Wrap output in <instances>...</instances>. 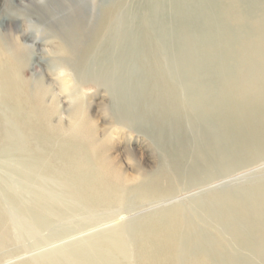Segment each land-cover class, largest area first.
<instances>
[{
	"label": "bare ground",
	"instance_id": "6f19581e",
	"mask_svg": "<svg viewBox=\"0 0 264 264\" xmlns=\"http://www.w3.org/2000/svg\"><path fill=\"white\" fill-rule=\"evenodd\" d=\"M140 1L132 16L125 0L105 7L68 62L100 84L104 66L140 68L135 90L114 95L124 123L154 126L163 161L130 188L76 115L52 126L44 87L20 80L0 39V264H264V171L208 188L264 160V0ZM96 49L109 77L91 69ZM196 187L206 191L99 230Z\"/></svg>",
	"mask_w": 264,
	"mask_h": 264
},
{
	"label": "rangeland",
	"instance_id": "374dc122",
	"mask_svg": "<svg viewBox=\"0 0 264 264\" xmlns=\"http://www.w3.org/2000/svg\"><path fill=\"white\" fill-rule=\"evenodd\" d=\"M113 1L0 0V39L2 40L0 41L6 50L3 57L7 58L10 64L13 63L12 65L18 67L20 80L26 84L29 83L30 86L39 84L42 88L44 87V105L54 109L52 111L54 114L50 119L52 126L65 127L68 130L73 116L76 115L80 125L93 129L96 144L103 150L100 152L102 150L99 149L100 156L110 158L108 161L110 164L112 162L111 165H114L113 167L118 171L119 176L123 177L124 180L127 179L125 186L130 188V186L135 185L134 183L137 184L152 177L158 168L157 164L163 161L161 158L162 150L154 137V126L151 124L146 126L145 121V124L143 122H136L132 125L124 123L125 121L120 119V107L116 95H114L116 94L114 89L122 87V85L123 87L127 86L125 89L128 93L135 90V86L140 82L136 76L140 68L136 63L123 66L112 65V68L108 66L107 69L104 66L107 73L112 72V77L110 76L108 83L100 84L95 82V78L90 79L92 76H89L88 72L81 81H78L71 65L68 64L72 61L73 55L76 54V51L72 49V41H82L83 36L86 35L85 32L90 31L97 24L103 9ZM140 3V0H125L124 8H126L129 16L136 14ZM124 11H121L119 16H123ZM132 31L134 34H138L136 27ZM6 45L9 50H7ZM96 50L94 54L101 52L100 49ZM106 51L104 52H109L107 49ZM94 54L95 59H90L92 62L91 69L94 71L97 68L98 71L99 68L98 72L102 76L109 77L101 68L100 62H97L99 54ZM96 63L98 64L96 65ZM19 67L21 68L19 69ZM132 68L137 71L132 72ZM121 71L123 74L120 73ZM127 95L123 96L129 100L130 94ZM142 110L145 111L146 109ZM134 111L137 114L138 111L140 114L144 112L141 111V108ZM146 115L148 116V114ZM148 118L150 119L149 116ZM186 130L189 138H192L189 126H186ZM204 131L199 125L197 134L199 140L195 138L196 143L200 144L202 148L204 147L202 140H206L203 139ZM71 133L73 131H68L69 135ZM103 140L105 141L102 143ZM249 161L241 169L235 170L223 179L213 181L208 188L216 189L224 185L241 184L255 173L257 175L261 173L259 171H264V160L256 164L251 162L253 160ZM205 191L206 189L196 187L181 191L170 202H156L145 206H138L139 204L133 203L136 205L127 208L129 210L125 209L118 214L114 213L106 225L101 226L99 230L120 223L121 220L128 223L129 221H137L156 210L165 208L170 204L186 202L191 197Z\"/></svg>",
	"mask_w": 264,
	"mask_h": 264
}]
</instances>
